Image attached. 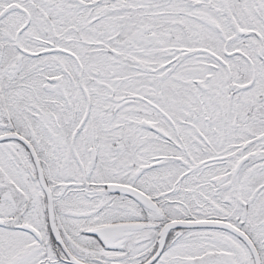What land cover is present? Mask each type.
<instances>
[{"label": "snow or ice", "instance_id": "obj_1", "mask_svg": "<svg viewBox=\"0 0 264 264\" xmlns=\"http://www.w3.org/2000/svg\"><path fill=\"white\" fill-rule=\"evenodd\" d=\"M0 264H264V0H0Z\"/></svg>", "mask_w": 264, "mask_h": 264}]
</instances>
